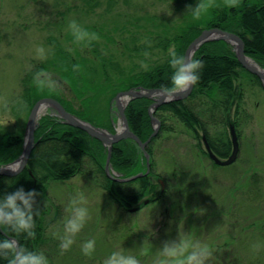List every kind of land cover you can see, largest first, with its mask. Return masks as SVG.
<instances>
[{
    "label": "rangeland",
    "instance_id": "rangeland-1",
    "mask_svg": "<svg viewBox=\"0 0 264 264\" xmlns=\"http://www.w3.org/2000/svg\"><path fill=\"white\" fill-rule=\"evenodd\" d=\"M192 1L0 0V138L26 132L31 113L26 81L38 84L36 66L47 64V75L41 76L43 86L60 90L63 98L78 108L79 103L50 65L59 51L94 59L95 50L117 62L116 78L121 73L130 76L147 71L163 58L162 51L153 48L157 37L168 38L175 29L207 15L210 6L201 10L198 18L193 13L198 3L218 4V0ZM73 21L89 36L77 40L70 27ZM93 33L99 39H92ZM39 48H43L42 54ZM142 48L145 50L140 51ZM142 63L147 67H141ZM117 64L121 70H116ZM243 83L241 113L236 115L234 107L231 114L240 144L234 164L214 165L204 153L202 141L201 148L183 124L172 120L166 125L172 131L162 134L153 145L155 180L162 178L166 191L160 200L139 211H122L97 183L84 177L51 183L48 264H104L114 252L138 261L145 258L140 264H157L168 259L161 258L164 244L179 241L189 250L212 245L206 264H264V88L247 76ZM99 99L96 111L107 104V97ZM197 102V111L210 106L199 105L205 102L202 98ZM113 103L118 129L120 115ZM208 129L215 143L229 134L221 123H211ZM81 195L85 203L76 206L86 208L88 218L69 250L62 251L65 224L73 214L71 202ZM90 240L95 241V251L86 256L82 246Z\"/></svg>",
    "mask_w": 264,
    "mask_h": 264
},
{
    "label": "trees",
    "instance_id": "trees-1",
    "mask_svg": "<svg viewBox=\"0 0 264 264\" xmlns=\"http://www.w3.org/2000/svg\"><path fill=\"white\" fill-rule=\"evenodd\" d=\"M178 1L193 2L192 0ZM217 2L218 4L210 6L209 13L201 16L199 21L190 22L175 29V32L171 33L172 36L170 34L168 38L157 37L153 48H159L163 53V58L158 65L147 71L133 72L134 74L130 76L117 73L116 78L113 74L116 72L114 69L117 62L110 61V58L107 59L95 50L92 52L94 59L70 57L59 51L58 58L50 65L58 71L61 80L73 94V99L79 103V107L76 108L71 101L63 98L60 90L39 84L30 85L29 82L32 80H28L25 90L31 102L29 112L40 99L53 98L59 101L68 112L80 119L115 133L112 107L114 98L120 92L135 88L162 90L170 87L173 70L169 61L172 54L185 57L186 50L191 43L207 29L217 28L240 36L245 44L246 55L264 69V0H239L237 6L231 8L225 5V0ZM172 46L173 50L170 51ZM144 50V48L140 49V51ZM193 59L202 61L203 68L199 72V81L195 84L192 94L185 100L164 104L154 112V116L161 121L162 128L147 147L150 154L151 172L141 178L121 182L110 177L106 172L108 148L84 131L64 123L52 111L43 116L35 132V146L27 167L14 177L0 176V198L19 188H23L26 192L34 190L39 194L36 197L32 229L34 237H29L26 233H16L8 226L0 225V240L11 237L16 239L19 246L29 251L42 253L44 256L48 254L46 250L49 242L47 231L50 225L48 188L51 183L84 177L97 183L122 211H129L134 207L140 210L144 208V201L148 200L151 204L160 200L163 195L160 193V187L157 190L160 177L155 180L153 145L162 134L172 131L171 126H166L169 121L175 120L183 124L201 148L200 141L203 136L206 137L211 149L217 155L223 159L228 158L233 146L230 132L220 143L218 142L225 149L221 151L214 137L211 136L208 125L211 123L225 124L228 131L230 125L236 127L237 122L231 119V114L234 107L236 115L241 113L240 101L243 99L244 76L249 77L251 82H256L263 88L262 82L243 68L234 48L225 41L205 43L195 53ZM117 65L116 70L119 69V64ZM48 70L47 64H40L36 66L35 74L45 73ZM40 79L43 80L42 77ZM101 96L107 97V104L102 110L96 111L95 106ZM201 98L205 102L199 105L210 106L207 110L197 111V100ZM152 104V99H136L131 101L125 110L131 131L142 142H146L154 132L149 115ZM24 141L25 131L15 135L3 134L0 138V167L19 159L23 152ZM204 153L207 155L206 152ZM110 165L112 176L116 173L124 179L147 171L145 155L133 140H125L113 145ZM2 231L8 237L3 235ZM227 246L229 247V244ZM211 247L213 246H207L209 251ZM149 252L146 255L151 256ZM10 259L11 254L7 257L0 256V264H9Z\"/></svg>",
    "mask_w": 264,
    "mask_h": 264
},
{
    "label": "clouds",
    "instance_id": "clouds-1",
    "mask_svg": "<svg viewBox=\"0 0 264 264\" xmlns=\"http://www.w3.org/2000/svg\"><path fill=\"white\" fill-rule=\"evenodd\" d=\"M239 0H225L227 7L237 6ZM211 6V3H198L193 9V13L199 17L201 10H205ZM73 29V34L77 40H82L89 36L87 32L73 21L70 25ZM92 39H99L96 34H91ZM38 53H43V48L37 49ZM170 67L173 70L170 87L162 89L164 98H175L176 95L188 92L199 81V72L203 68V62L200 60L190 59L184 56L172 54L169 61ZM78 67V66H77ZM141 67L146 68V64H141ZM45 73L37 74V83L41 86L45 84L41 80V76H46ZM49 86H52L49 84ZM15 172L17 169L10 168ZM39 194L33 191H25L23 188L17 189L15 192L7 193L3 198H0V225H6L16 233H26L29 237H34L32 231L34 227V213L36 205V197ZM73 214L65 224V236L61 242L62 251H67L74 243L73 237L83 228L85 220L88 218L87 209L76 205L85 203L83 196L78 199H73ZM84 255L90 256L95 251V241H87L82 246ZM11 254L9 264H48L47 258L42 253L29 251L28 249L19 246L18 242L13 240H0V256L7 257ZM161 255L168 259H162L157 264H206L211 257V252L207 246L196 245L189 250L184 247L182 242L165 243L161 249ZM104 264H140L133 256H125L119 252L112 253Z\"/></svg>",
    "mask_w": 264,
    "mask_h": 264
},
{
    "label": "water",
    "instance_id": "water-1",
    "mask_svg": "<svg viewBox=\"0 0 264 264\" xmlns=\"http://www.w3.org/2000/svg\"><path fill=\"white\" fill-rule=\"evenodd\" d=\"M220 40L225 41L234 47V51L236 53L237 59L240 62V64L248 72L257 76L262 81V85L264 87V69L261 68L253 59H251L246 55L245 44L243 39L234 33L223 31L217 28L204 30L199 35V37H197L188 47L185 53V57L193 59L195 53L200 49L202 45L208 42L220 41ZM194 86L188 92L176 95L174 99L170 97L165 99L162 90H158V89L135 88L128 91L120 92L113 101L120 115V121H119L120 128L116 129L115 133H111L107 129L96 127L91 123L80 119L76 115L68 112L65 109V107L56 99L42 98L39 101H37V103L34 105L28 117L27 127L25 132V141L21 156L13 163L6 166H1L0 176L14 177L19 173H21L22 171H24V169L27 167L29 158L35 146V132L38 123L40 119L47 114L45 113V111L50 109L54 112V115L59 117L64 123L70 125L71 127L84 131L89 136L100 141L106 148H108L109 155L107 159L106 172L110 177L121 182H129L141 178L150 173L151 162H150V154L147 151V147L149 146L152 139L158 135L161 127V122L159 121L158 118L154 116L155 110L164 104L173 101H181L187 99L192 94L194 90ZM141 98H147L153 100V104L149 109V115L152 120L154 132L146 142H142L138 138V136H136L131 131L125 114V110L128 104L133 100L141 99ZM230 133L233 143V151L230 157L226 160H222L218 158L212 151L206 137H203L205 150L209 158L218 166H222V167L230 166L238 158L240 147H239L236 130L233 125L230 126ZM125 140L135 141L139 146V148L143 151L146 158V166H147L146 173H140L134 177L127 179H122L120 175L116 173H113L114 176H112L111 174L112 168L110 165L112 147L113 145ZM10 168L17 169V171L13 172L10 170ZM158 182L161 185L160 193L161 195H163L166 191V185L162 179H160ZM148 204H149L148 200L143 203V205H148ZM136 211L137 208L130 209V212H136ZM2 234L7 236L3 231ZM8 239L16 241V239L11 237H8Z\"/></svg>",
    "mask_w": 264,
    "mask_h": 264
},
{
    "label": "flooded vegetation",
    "instance_id": "flooded-vegetation-1",
    "mask_svg": "<svg viewBox=\"0 0 264 264\" xmlns=\"http://www.w3.org/2000/svg\"><path fill=\"white\" fill-rule=\"evenodd\" d=\"M232 141V140H231ZM239 142V141H238ZM216 144L217 145H219V149L221 150V151H224L225 149L224 148H222V146L218 143V142H216ZM239 146H240V144H239ZM213 151V150H212ZM232 151H233V146H232ZM232 151H231V154H232ZM214 152V151H213ZM214 154L218 157V158H220V159H222V160H225V159H223V158H221L219 155H217L215 152H214ZM230 154V155H231ZM227 159V158H226ZM213 162V161H212Z\"/></svg>",
    "mask_w": 264,
    "mask_h": 264
}]
</instances>
